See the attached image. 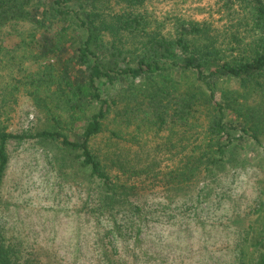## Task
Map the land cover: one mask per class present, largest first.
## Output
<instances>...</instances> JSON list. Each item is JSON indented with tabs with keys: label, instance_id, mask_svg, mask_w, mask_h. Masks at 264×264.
Masks as SVG:
<instances>
[{
	"label": "trees",
	"instance_id": "16d2710c",
	"mask_svg": "<svg viewBox=\"0 0 264 264\" xmlns=\"http://www.w3.org/2000/svg\"><path fill=\"white\" fill-rule=\"evenodd\" d=\"M213 7L217 20L167 21L147 0H0V189L9 140L55 141L61 162L90 178L92 214L128 210L133 230L144 181L187 189L236 141L261 145L264 0ZM172 73L190 75L180 93ZM22 95L47 128L9 131ZM247 233L251 256L237 264H264V201ZM100 257L123 264L105 250ZM0 264L46 263L15 251L0 229Z\"/></svg>",
	"mask_w": 264,
	"mask_h": 264
},
{
	"label": "rangeland",
	"instance_id": "374dc122",
	"mask_svg": "<svg viewBox=\"0 0 264 264\" xmlns=\"http://www.w3.org/2000/svg\"><path fill=\"white\" fill-rule=\"evenodd\" d=\"M214 1L147 0V7L159 20L176 15L217 20ZM171 77L174 92L180 93L190 75ZM48 126L44 113L20 96L9 131ZM234 145L224 163L187 189L169 190L160 182L144 181L132 199L144 214L131 230L128 210L92 214L90 178L61 162L57 142L11 139L0 189V229L15 251L46 264H101L104 250L123 264L248 261V225L264 201V136L261 145L250 138Z\"/></svg>",
	"mask_w": 264,
	"mask_h": 264
}]
</instances>
